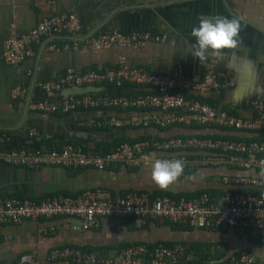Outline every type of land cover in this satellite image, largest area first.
<instances>
[{"label":"crops","instance_id":"1","mask_svg":"<svg viewBox=\"0 0 264 264\" xmlns=\"http://www.w3.org/2000/svg\"><path fill=\"white\" fill-rule=\"evenodd\" d=\"M143 7H148V10L138 11L135 15L127 14L126 18L130 23L140 18L149 26L139 29L166 35L164 42L128 47L115 45L100 49L84 48L80 45L76 49H63L62 45L72 37L55 34L46 37L42 45H34L33 54L18 65H11L5 58V39L28 32L45 17L76 14L81 22L80 38L84 39L101 29L108 30L109 25L115 23L120 11ZM202 15H222L239 19L241 27L236 47L222 49L217 54L227 55L235 62L241 60L240 54L248 56L243 71L249 76L251 88L258 89L264 77V0H0V134L5 133L7 136L2 147L35 149L42 142L38 141L39 136L31 135L32 131H37L47 144L79 143L91 152L113 147L124 136L138 138L143 134L142 136L150 135L149 139H161L176 134L188 135L192 131L202 134L221 132L217 127H202L197 130L187 125H170L169 128L149 125L101 129L84 124L90 118H127L143 112L142 110L148 111L147 109L102 106L53 113L42 112L33 107L41 99H48L60 106L73 97L67 91V86L71 85H65L54 92L43 89L44 82L69 68L78 72L99 71L106 67H117L124 58L129 66L143 67L151 72L167 74L178 63H184L188 71L192 69L198 71V75L204 74L196 64L200 62L191 55L194 39L190 35L191 28ZM53 43L61 47L50 50L49 45ZM190 61L194 65H189ZM205 64L206 62L202 64L203 71ZM226 78V81L233 82L230 87L235 85L232 72ZM16 88L23 90V94L15 96L13 91ZM132 89L137 92L132 93L133 95L153 90L145 85L134 86ZM219 102L221 105L230 104L228 99ZM242 105L247 109L249 101ZM149 111L157 115L163 114L158 109ZM226 133L239 137L243 135L235 131ZM244 136L250 138L254 134ZM160 154L162 153L151 152L150 156L157 157ZM240 172L226 165H201L185 168L175 181L159 186L152 179L149 165L128 167L124 164H112L100 170L92 166L29 167L0 162V197H19L43 202L57 194L77 195L87 189L105 188L114 193L142 191L152 196L165 194L175 198L192 197L205 191L220 199L226 191L255 188L223 182V176H237ZM251 173L264 178L262 171L252 170ZM134 242L183 243L187 246V257L197 264H222L226 261L229 264L241 251L256 253L259 263L264 264V243L252 238L248 232L234 228L196 229L154 220L137 227L130 219L124 223L113 217H102L98 227L85 228L78 217L65 215L50 219L25 218L19 223L0 224V264H16L24 253H33L39 264H55L48 260L49 251L66 245L83 247L106 257Z\"/></svg>","mask_w":264,"mask_h":264},{"label":"built area","instance_id":"2","mask_svg":"<svg viewBox=\"0 0 264 264\" xmlns=\"http://www.w3.org/2000/svg\"><path fill=\"white\" fill-rule=\"evenodd\" d=\"M81 22L74 14L51 15L42 19L28 32L9 37L4 41V54L8 63L18 65L27 56L33 54L34 45H42L46 37L66 34L71 40L62 45L63 49L105 48L111 46H144L149 42H164L166 35L153 33L145 29H136L128 34L117 30H107L97 35L80 38ZM83 39V40H82ZM53 43L49 49H59ZM201 79L192 75L184 63L175 65L170 73L151 72L143 67L129 66L123 58L117 67H106L99 71L78 72L69 68L55 78L43 83L47 92L60 90L65 85H102L104 83L121 86L125 82L145 85L152 91L139 95L109 96L84 94L73 96L60 106L48 99H41L33 107L42 112L68 113L77 109H91L102 106H116L147 109L129 117L90 118L84 121L87 127H146L153 125L166 128L174 124L219 126L222 136L211 134L170 136L161 139H138L123 142L106 152L88 151L75 143L49 145L32 131L39 144L35 149L2 147L7 136L0 134V162L29 167L43 165L85 167L105 169L112 164H124L128 167L152 165L155 159H181L185 168L198 166L226 165L240 170L237 176H223L225 184L252 186L258 192L249 189L243 192L226 191L220 199L208 192L187 198L171 195L152 196L148 192L128 191L112 192L105 188L87 189L77 195L57 194L43 202L27 198L0 197V224L19 223L25 218L50 219L65 215L78 217L85 228L98 227L100 218L113 217L126 223L133 219L137 227L144 226L149 220L160 223L187 225L196 229L234 228L248 232L254 239L264 243V178L255 176L252 170L264 172V100L252 101L253 115L242 116L229 112L222 107H214L188 94L219 90L232 85V81H220L216 76V61L205 64ZM23 90L14 89L15 96ZM163 112L157 115L149 110ZM226 131L241 132L242 137L227 138ZM245 134H254L246 138ZM256 135V136H255ZM44 138L48 136H43ZM151 152H160L151 157ZM262 192V193H261ZM54 227H52L53 229ZM187 246L183 243L165 245L157 243H132L113 255L101 256L78 246H58L48 253V260L55 264H197L187 257ZM16 264H39L33 253H24ZM211 264V263H204ZM230 264H260L257 254L252 251L237 253Z\"/></svg>","mask_w":264,"mask_h":264},{"label":"water","instance_id":"3","mask_svg":"<svg viewBox=\"0 0 264 264\" xmlns=\"http://www.w3.org/2000/svg\"><path fill=\"white\" fill-rule=\"evenodd\" d=\"M148 7H143L140 9L137 8H126L118 13V18L116 19L115 23L113 25H109L108 30H117L119 32L128 34L133 30L148 27L149 25L140 18H136L130 23V20L126 18L127 14H138V11H147ZM129 11V13H128ZM158 11V10H157ZM142 13V12H141ZM139 16V15H137ZM264 29V26H263ZM241 60L235 62L232 58L228 57L227 55L220 54H212L209 53L206 59L200 63H196L199 67L201 72H205L202 69V64L204 62H208L209 60H215L217 64L216 69V76L220 81H226L227 74L229 72H232L233 75V81L235 82V85L230 87L227 86L225 88L214 90V91H208L201 93L204 96L219 99V100H226L228 99L230 101L229 107L239 113V115L242 116H252L253 115V106L251 104L254 100H264V77L262 78V85H259L258 89L251 88V84L249 83V76L243 71L244 65H246V61L248 56L240 54ZM226 56V57H223ZM189 65H194L192 61L188 62ZM189 72L193 75H196L198 79H201L204 74H199L196 70H190ZM226 74V76H225ZM122 86V85H121ZM120 89V86L118 85H71L67 86V91L69 93V96H77L82 94H97L100 92H110V91H117ZM245 101H249V107L245 109L243 107L242 103ZM244 108V109H243ZM248 110V111H247ZM131 129V128H130ZM197 133L195 131H192L189 133V135ZM199 133V132H198ZM221 134H224V132H219ZM143 135V134H142ZM141 135V136H142Z\"/></svg>","mask_w":264,"mask_h":264},{"label":"clouds","instance_id":"4","mask_svg":"<svg viewBox=\"0 0 264 264\" xmlns=\"http://www.w3.org/2000/svg\"><path fill=\"white\" fill-rule=\"evenodd\" d=\"M240 27V21L235 17L200 16L190 32L194 39L192 57L202 62L209 53L216 54L222 49L236 47ZM184 167L185 163L181 159H155L151 165V176L157 185L165 186L175 181L182 174Z\"/></svg>","mask_w":264,"mask_h":264},{"label":"trees","instance_id":"5","mask_svg":"<svg viewBox=\"0 0 264 264\" xmlns=\"http://www.w3.org/2000/svg\"><path fill=\"white\" fill-rule=\"evenodd\" d=\"M104 31H107L106 29H101V30H99L97 33H95L94 35H97L98 33H100V32H104ZM187 69V68H186ZM105 85L107 84V83H104ZM144 87V85H136V84H131V83H128V82H125L122 86H120V89H118L117 91H110V92H100V93H98V95H104L105 93L106 94H109V95H111V96H120V95H133V94H135V93H137L135 90H133L132 89V87ZM146 92H149V91H145V93ZM133 93V94H132ZM141 94H144V93H141ZM97 95V94H96ZM188 96H193V97H195V98H197V99H199V100H201V101H206V102H209L212 106H214V107H222L223 109H226V110H228L229 112H231V113H234V114H239L237 111H235V110H233V109H231L228 105H225V104H222L221 105V103L219 102L220 100H218V99H214V98H210V97H207V96H204V95H202L201 94V92L200 93H195V95L194 94H188ZM129 110V109H128ZM174 126H184L185 127V125H183V124H174ZM187 127H190V128H195V129H200V128H202V127H217V128H219V129H223V127H219V126H214V125H211V126H204V125H202V124H197V123H192V124H190V125H187ZM162 128V127H161ZM169 128V127H168ZM101 129H108V127H106V128H101ZM223 130H225V128L223 129ZM189 135V134H188ZM191 135H204V134H202V133H193V134H191ZM209 135V134H208ZM211 135H213V134H211ZM172 136H184V135H180V134H176V135H172ZM214 136H222V135H219V134H214ZM166 137H170V136H166ZM224 137H227V138H232V139H235V138H239V136H236V135H226V136H224ZM149 139L150 138V135H144V136H140V137H138V138H131V137H128V136H124V137H122V138H120L119 139V142L117 143V144H115L113 147H115L116 145H118V144H120V143H123V142H134V141H136V140H138V139ZM72 143V142H71ZM75 144H79V143H75ZM49 145H56V144H49ZM80 145H82V144H80ZM113 147H110V148H107V149H100V150H98V151H100V152H106V151H109V150H111ZM97 151V150H96ZM66 167V166H65ZM67 167H72V166H67ZM247 189H239V190H236V192H243V191H246ZM251 192H258V189H256V188H254V189H249ZM262 193V192H261ZM163 195V194H162ZM193 197V196H192ZM187 198H190L189 196L187 197ZM132 222H133V219L131 218L130 219ZM176 225H179V224H176ZM182 225V224H181ZM134 243H136V242H134ZM158 243H162V242H158ZM132 244V243H131ZM155 244H157V243H154V244H149V245H151V246H154ZM163 244H165V245H173V244H175V243H173V244H168V243H164L163 242ZM128 245H130V244H128ZM128 245H126V246H128ZM126 246H124V247H126ZM124 247H122V248H124ZM122 248H120L119 250H121ZM227 263V261L226 262H224V263H222V264H226ZM230 264V263H229Z\"/></svg>","mask_w":264,"mask_h":264}]
</instances>
